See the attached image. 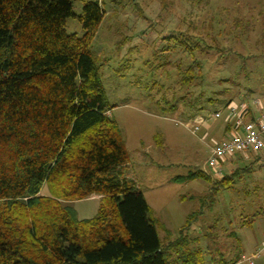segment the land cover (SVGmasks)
<instances>
[{
	"label": "trees",
	"instance_id": "1",
	"mask_svg": "<svg viewBox=\"0 0 264 264\" xmlns=\"http://www.w3.org/2000/svg\"><path fill=\"white\" fill-rule=\"evenodd\" d=\"M75 1L83 2L80 16ZM185 2L188 28L173 37L180 82L189 86L202 69L197 55L222 52L211 32L212 45L194 31L192 0ZM103 16L97 2L86 0H0V264H206L201 238L191 234L200 212L173 236L121 176L129 154L91 51ZM71 18L82 24L81 37L66 32ZM248 27L235 22L231 31L245 34ZM226 132L223 123L220 139ZM250 171L235 168L213 179L197 170L176 181L210 182L207 198H199L206 208ZM92 195L100 197L97 213L80 220L73 204ZM210 260L234 262L220 252Z\"/></svg>",
	"mask_w": 264,
	"mask_h": 264
},
{
	"label": "rangeland",
	"instance_id": "2",
	"mask_svg": "<svg viewBox=\"0 0 264 264\" xmlns=\"http://www.w3.org/2000/svg\"><path fill=\"white\" fill-rule=\"evenodd\" d=\"M86 1L97 2L104 12L91 51L110 115L129 154L121 176L133 181L153 217L173 236L189 215L200 212L191 234L201 238L206 264H213L210 259L218 258L219 252L230 258L228 253L237 248H245L247 257L260 252L253 262L264 264V155H258L257 161L253 154L248 160L234 159L223 166L225 174L235 168L252 171L239 175L235 185L206 208H201L199 198H207L210 182L199 178L176 181L197 170L210 175L211 140L222 137L220 120H208L194 134L188 124L195 116L223 110L231 101L254 99L260 100L264 113V0H192L194 31L210 45V38L215 37L222 54L211 50L197 55L202 69L195 70L199 78L189 86L180 82L181 54L173 37L188 28L182 19L189 11L185 2L189 0ZM73 10L80 16L83 2L75 1ZM235 22L249 24L247 33L232 32ZM66 32L84 34L77 18L68 20ZM206 133L210 137H204ZM42 194L49 196L46 186ZM99 198L92 195L74 202L80 220L97 213ZM157 230L164 240L163 228L158 225ZM232 231L236 238L230 237ZM209 233L214 237L206 238Z\"/></svg>",
	"mask_w": 264,
	"mask_h": 264
},
{
	"label": "built area",
	"instance_id": "3",
	"mask_svg": "<svg viewBox=\"0 0 264 264\" xmlns=\"http://www.w3.org/2000/svg\"><path fill=\"white\" fill-rule=\"evenodd\" d=\"M208 120H221L227 128L225 137L211 140L207 165L210 169L208 173L212 177L222 178L225 174L222 167L231 164L238 156L248 160L253 154H264V113L259 99L243 100L226 110H219L210 115H197L188 127L197 134L202 131ZM204 137L210 136L206 133ZM258 256L260 252L228 264H254L253 260Z\"/></svg>",
	"mask_w": 264,
	"mask_h": 264
},
{
	"label": "crops",
	"instance_id": "4",
	"mask_svg": "<svg viewBox=\"0 0 264 264\" xmlns=\"http://www.w3.org/2000/svg\"><path fill=\"white\" fill-rule=\"evenodd\" d=\"M261 155H264V154H261ZM232 232H234V231H232ZM225 256L227 257V254H225ZM228 256H230V258H227V260H228V262H231V261H236L238 259H241L242 257H247L248 255L245 253V248L243 250L242 249L239 250L237 248V249H235L234 252L228 253ZM215 261H212L213 264H215Z\"/></svg>",
	"mask_w": 264,
	"mask_h": 264
}]
</instances>
